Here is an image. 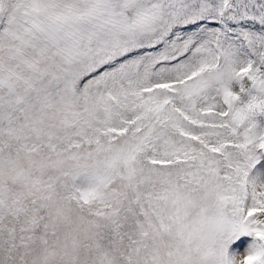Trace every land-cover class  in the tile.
Here are the masks:
<instances>
[{
	"label": "snow or ice",
	"instance_id": "obj_1",
	"mask_svg": "<svg viewBox=\"0 0 264 264\" xmlns=\"http://www.w3.org/2000/svg\"><path fill=\"white\" fill-rule=\"evenodd\" d=\"M264 0H0V264H264Z\"/></svg>",
	"mask_w": 264,
	"mask_h": 264
},
{
	"label": "rangeland",
	"instance_id": "obj_2",
	"mask_svg": "<svg viewBox=\"0 0 264 264\" xmlns=\"http://www.w3.org/2000/svg\"><path fill=\"white\" fill-rule=\"evenodd\" d=\"M261 179H264V175L261 176Z\"/></svg>",
	"mask_w": 264,
	"mask_h": 264
}]
</instances>
